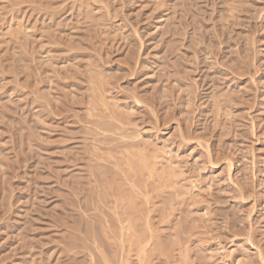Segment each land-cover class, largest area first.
I'll use <instances>...</instances> for the list:
<instances>
[{"label":"rangeland","instance_id":"rangeland-1","mask_svg":"<svg viewBox=\"0 0 264 264\" xmlns=\"http://www.w3.org/2000/svg\"><path fill=\"white\" fill-rule=\"evenodd\" d=\"M0 264H264V0H0Z\"/></svg>","mask_w":264,"mask_h":264}]
</instances>
